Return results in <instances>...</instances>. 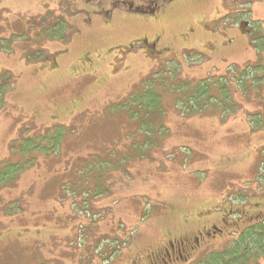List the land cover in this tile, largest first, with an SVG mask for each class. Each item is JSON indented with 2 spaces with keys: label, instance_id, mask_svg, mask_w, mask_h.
Returning a JSON list of instances; mask_svg holds the SVG:
<instances>
[{
  "label": "rangeland",
  "instance_id": "374dc122",
  "mask_svg": "<svg viewBox=\"0 0 264 264\" xmlns=\"http://www.w3.org/2000/svg\"><path fill=\"white\" fill-rule=\"evenodd\" d=\"M109 1L0 0V164L24 138L62 136L0 190V264H196L264 219V25L250 30L264 0H142L158 9L104 22ZM141 36L168 51L118 65ZM161 70L191 87L228 79V105L183 118L168 93L146 132L123 103ZM87 158L118 168L97 182Z\"/></svg>",
  "mask_w": 264,
  "mask_h": 264
},
{
  "label": "trees",
  "instance_id": "16d2710c",
  "mask_svg": "<svg viewBox=\"0 0 264 264\" xmlns=\"http://www.w3.org/2000/svg\"><path fill=\"white\" fill-rule=\"evenodd\" d=\"M133 1H135L137 4L142 3V0ZM171 1L173 0H165L162 2L165 4L166 2ZM143 4L149 5L146 2H143ZM154 6L155 7H142V13L140 14H153L154 11L158 9V4ZM97 8L98 10L101 9V12L97 13V15L99 17L101 15L100 19L102 21L104 20L105 22V19L108 18L105 17L104 14L105 11L110 7L107 5L105 8L100 6H97ZM60 24L65 25V23L62 21H60L59 25ZM253 24L256 25H253L250 30L255 31V37L256 34L259 35L258 28H261L259 26L260 24L264 25V19L263 21H255ZM59 32L62 33L58 34ZM59 32H57L58 35L54 34L56 35L55 37L58 39H63L65 31L63 32V30H60ZM260 40L264 41V38H260ZM87 55L90 56V54H85L83 56L84 60ZM245 73H247V71ZM206 80L198 82L196 86L191 87L188 85V82L186 84L185 81H180L174 78L173 74L170 72L166 73L165 70L156 71L150 78H147V80L142 83L141 95L139 91L137 92V89L132 91L133 93H130L127 96V101L125 102V99V103H123L124 109L131 111V107H133L135 110H133L130 115L134 114V117L138 118L139 120H141L142 117L141 124L145 127L146 132L151 133V126L153 125L150 124V121L146 122L145 119L150 118L151 114L154 115V111L155 116L158 115L162 119V116L164 115L161 107L162 98L168 93L173 95V98L175 99L174 105L180 111V113H182L181 115L183 118L202 113L209 105H212L217 109L219 108V104H221V106L224 105L226 102L225 96L222 95V98L220 99V92L225 89L228 90L226 81L229 80L226 79L224 83L221 82L220 84L217 83V81H213L214 79H211V77ZM238 81L241 80L239 79ZM156 87H158V90ZM213 88H216L217 94L214 92ZM217 100H219V103H217ZM227 105L228 104H225V106ZM46 136L47 137L45 138L33 137L22 139V145L19 147V150H13V145L10 147L11 153L19 154L20 159L13 161L10 159L0 164V190L3 188L14 189L18 184V180L20 179V175L24 171V168L27 166H35L37 164L36 156L51 155L58 150L62 136H59L58 132L50 135L47 134ZM49 136L50 138H48ZM126 158H128V155L122 157V162H119L118 167L119 170H121V173L125 172L126 170L122 165V163L126 161ZM86 161L90 162L91 160L87 158V160L82 162V165H84ZM105 162L109 163V170L118 168L114 165V163L109 161L100 162L97 159L91 161V167L96 169L93 173L96 174L97 182H99L103 176V171H105L106 168L104 165ZM86 164H88V162H86ZM83 167L86 168L87 166ZM91 167L90 170L92 169ZM63 194L65 193H62V195ZM255 219L257 220L258 217L255 216ZM256 220H253V222ZM224 225H226V223ZM236 236L237 237L233 240L229 249H226L222 252L211 253L206 258L197 261L198 263L196 264H257L259 258L264 255V219H258L256 222L245 227L241 232L236 234Z\"/></svg>",
  "mask_w": 264,
  "mask_h": 264
},
{
  "label": "flooded vegetation",
  "instance_id": "af4514ba",
  "mask_svg": "<svg viewBox=\"0 0 264 264\" xmlns=\"http://www.w3.org/2000/svg\"><path fill=\"white\" fill-rule=\"evenodd\" d=\"M122 5V7H125V9H121L119 8V6ZM108 7H110L108 10L105 11V17H107L108 19H111L113 13H115V10L117 11L118 15H135L137 17H142V3L137 4L135 3V1L133 0H110ZM121 13V14H120ZM142 22V19H139ZM138 20V21H139ZM104 21V20H103ZM111 20H109L108 24H110ZM158 36H154L152 37V39L147 38L146 36H141L140 39L138 40L139 43V49L136 50L134 48H132L131 46H126L123 48L122 51H120V56H119V64L121 65L123 58H128L133 52L136 53L137 55H142L143 54H149V55H155L158 56L160 54H164L165 52L168 51L167 48H160V46H158ZM87 63H89L90 61V56L87 55L85 57V60ZM223 222V224H225V221L220 220L218 222V225H220ZM211 224V223H210ZM208 225L203 232L206 236L210 235V231L213 232L214 230L218 232V228L219 226L215 225V224H211ZM208 230H209V235H208ZM197 240L194 241V243H196ZM179 241H177V243L175 245H173L171 242H169V251L170 254H172L174 256L175 253V248H176V254L178 255V260L182 261V259L184 258L186 252V248L184 246H182V244H178ZM166 250V255H169V253L167 252L168 249ZM166 257V256H165Z\"/></svg>",
  "mask_w": 264,
  "mask_h": 264
}]
</instances>
